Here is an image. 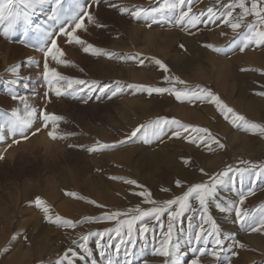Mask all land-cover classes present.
Returning a JSON list of instances; mask_svg holds the SVG:
<instances>
[{
    "label": "rangeland",
    "instance_id": "374dc122",
    "mask_svg": "<svg viewBox=\"0 0 264 264\" xmlns=\"http://www.w3.org/2000/svg\"><path fill=\"white\" fill-rule=\"evenodd\" d=\"M112 3L129 9L133 6L151 8L157 6V0H102L99 6H93L92 11L106 27L90 28V34H85L90 42L112 52L140 54L144 59L143 66L135 61L93 57L76 46L63 44V37L59 42L68 59L78 67L50 66L79 79L184 88L185 85H172L164 79L165 76H177L189 87L210 89L249 120L264 122V97L255 94L264 85V76L260 74L264 71V49L241 52L239 43L227 47L235 39V34L219 21H205L192 29V34L170 22L148 27L143 20L127 13L121 14L118 8L110 6ZM214 3L215 0H199L194 3L193 10H205ZM50 23L46 14L33 19L34 25L46 27ZM222 32L226 35H221ZM22 40L19 31L12 40L0 38V113L23 107L9 98L10 75L6 71L11 65L23 62L21 75L31 77V80L25 79L29 88L18 87L17 93L28 97L33 106L64 117L59 122L58 131L74 135L52 140L48 135L52 126L44 128L41 117L28 130L27 139H21L6 152L4 148L12 142L11 138L0 145V153L4 155L0 160V264H55L69 246L76 248L71 245L72 238L81 233L106 231L118 226L115 222L90 223L78 227L73 233L71 229L45 222L42 212L34 205L36 197L51 205L54 213L80 221L89 216L99 217L109 210L151 207L143 204V198L135 194L139 191L135 186L110 177L136 180L146 186L156 200L163 201L182 194L183 189L174 185L176 179L189 184L205 180L200 168L215 173L230 164L236 165L241 159L264 161V138L233 127L213 105L206 102L189 104L166 93L149 95L146 91L125 88L123 93L111 98L107 94L99 96L93 93L87 103L83 102V93L75 98L56 97L49 93L51 103H48L44 97L46 82L42 79V63L39 67L28 63L29 58L42 62L43 54L25 46ZM181 44L184 48L180 47ZM205 44L225 47L226 54L212 52L204 47ZM153 58L166 64L170 72H163ZM80 68L84 71L81 72ZM242 68L253 70L241 71ZM157 117L175 118L185 124L207 127L221 139L225 148L209 152L203 146L170 135L162 141L150 139L145 143V137L140 133L126 145L115 149L96 153L86 151L97 141L115 143L137 126ZM33 131L35 135L31 134ZM185 160L192 163L186 164ZM163 187L172 191L164 193L161 191ZM250 189L255 194L248 197L245 207L255 210L264 204V175L230 186L223 192L222 199L236 200ZM67 192H75L85 199L69 197ZM86 200H95L107 208H97ZM211 212L225 237L243 242L245 249L232 247L229 241V246L221 254L222 259L216 261L210 255L200 256L196 251L199 246L186 243L181 234V264H192L194 259H199L200 264H228L229 260L231 264H264V234L242 231L233 217L218 212L214 206ZM166 219L167 214L162 220L166 222ZM149 224L151 227L155 222L149 221ZM140 226L137 223V230ZM160 238V229L156 227L154 233H149L147 243L138 240L132 264H163V258L153 255V244ZM104 239L106 241L107 236ZM112 242L118 243V238L113 236ZM89 247L91 254L85 260L75 257V264H108L109 255L97 247L95 236L90 238Z\"/></svg>",
    "mask_w": 264,
    "mask_h": 264
},
{
    "label": "snow or ice",
    "instance_id": "6c2138e0",
    "mask_svg": "<svg viewBox=\"0 0 264 264\" xmlns=\"http://www.w3.org/2000/svg\"><path fill=\"white\" fill-rule=\"evenodd\" d=\"M101 2L102 0H0V38L12 40L19 31L23 36L22 44L43 54L42 62L29 58L28 63L34 67H39L42 63V79L46 82L44 97L48 103H51L49 93H54L56 97L71 96L74 98L83 93L85 94L84 103L88 102L93 93H97L99 96L107 94L111 98L123 93L125 88L146 91L149 95L166 93L179 102L189 104L206 102L213 105L223 119L230 122L233 127L264 138V122L249 120L210 89L199 86L189 87L186 81L177 76H165L164 79L172 85H185L184 88L122 84L120 81L113 84L98 80L79 79L62 73L57 70V67L50 66V64H54L65 68L78 67L68 59L67 52L59 42L61 37L64 38L63 44L76 46L83 53L93 57L124 62L135 61L139 66H143L144 59L140 58L138 53H115L97 46L85 38V34H90V28L106 27L92 11L93 6H99ZM195 2H199V0H157V6L151 8L133 6L129 9L122 4L115 3L110 6L118 8L121 14L127 13L137 20L145 21L148 27H151L152 24L170 22L182 30H188L190 34H192V29L203 25L205 21L212 23L219 21L235 34V39L227 47H233L239 43L241 52L253 48L264 49V0H215L212 6L200 11L193 10ZM39 14H46L51 23L46 27L34 25L33 19ZM221 35H226V33L222 32ZM180 47L184 48V45L181 44ZM204 47L215 53L226 54L225 47H217L213 44H205ZM153 61L163 72H170L169 67L161 60L153 58ZM22 67L23 62L19 65L13 64L6 70L10 75L9 98L18 101L23 107L0 113V145L4 144L7 138L12 140L11 143L6 144L5 152L13 144H19L21 139H27L28 130L41 117L44 128L52 126L48 132L52 140L74 135V133L62 134L58 131L59 122L63 121L64 117L54 113L50 114L46 109L33 106L28 97L17 93L16 88L18 87L29 88V83L24 82L25 79L31 80V77L25 78L21 75ZM79 70L84 71L83 68ZM249 70L253 69H241V71ZM260 74L264 76V71H261ZM255 94L264 97V85H261V89ZM140 133H143L145 143L150 139L162 141L166 135H170L176 139H186L193 145L203 146L209 152L225 148L221 139L207 127L185 124L175 118L157 117L137 126L115 143L108 144L97 141L86 151L96 153L115 149L120 145H126ZM31 134L35 135L36 132L33 131ZM69 147L79 146L69 145ZM3 159L4 155L0 153V160ZM185 163L191 164L192 162L185 160ZM199 172L206 177L205 180L189 184L176 179L174 185L176 188L183 189L182 194L173 195L163 201L156 200L151 191L136 180L110 177L135 186L139 189L135 194L143 198V204H148L151 207L135 206L127 210H109L99 217L89 216L80 221L66 219L54 213L51 205L41 197H36L34 205L42 212L45 222L60 228L71 229L73 233L78 227L90 223L115 222L118 225L106 231L95 233L89 231L72 238L71 245H75L76 248L69 246L55 261V264H75V257L85 260L91 254L89 240L92 236L97 238V247L101 252L109 255L108 264H132L137 241L144 240L147 243L149 233H154L156 227L160 229L161 238L158 243L153 244V255L163 258V264H181L179 259L181 234L186 243H195L199 246L196 251L200 253V256L210 255L214 260L220 261L221 254L229 246V241H231L232 247L245 249L246 246L243 242L233 240L230 236L225 237L221 226L212 215L211 208L213 206L218 212L233 217L234 223L242 231L249 234H264V204L255 210L245 207L248 197L255 194L254 190L250 189L236 200L222 199L223 192L230 186L237 183L243 184L245 180H252L264 175V161L241 159L236 165L230 164L215 173H208L203 168H200ZM161 191L169 193L172 189L163 187ZM66 195L81 200L85 199L83 196H77L75 192H67ZM86 202L97 208H107L106 205L99 204L95 200H86ZM165 214H167L166 222L162 220ZM149 221H153L155 224L150 227ZM137 223L142 225L138 230ZM106 236L107 240L105 241ZM113 236L118 238V243L112 242ZM153 239H155L154 236ZM110 249L112 251L109 254ZM234 255H238V253H234ZM192 264H200V260L194 259ZM228 264H231V260L228 261Z\"/></svg>",
    "mask_w": 264,
    "mask_h": 264
},
{
    "label": "bare ground",
    "instance_id": "6f19581e",
    "mask_svg": "<svg viewBox=\"0 0 264 264\" xmlns=\"http://www.w3.org/2000/svg\"><path fill=\"white\" fill-rule=\"evenodd\" d=\"M117 204V203H116Z\"/></svg>",
    "mask_w": 264,
    "mask_h": 264
}]
</instances>
